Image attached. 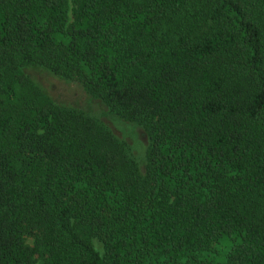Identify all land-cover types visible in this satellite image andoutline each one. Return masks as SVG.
<instances>
[{
    "label": "trees",
    "instance_id": "obj_1",
    "mask_svg": "<svg viewBox=\"0 0 264 264\" xmlns=\"http://www.w3.org/2000/svg\"><path fill=\"white\" fill-rule=\"evenodd\" d=\"M71 1L0 0V264H264V0Z\"/></svg>",
    "mask_w": 264,
    "mask_h": 264
},
{
    "label": "rangeland",
    "instance_id": "obj_2",
    "mask_svg": "<svg viewBox=\"0 0 264 264\" xmlns=\"http://www.w3.org/2000/svg\"><path fill=\"white\" fill-rule=\"evenodd\" d=\"M72 7V1L69 0L70 22H72ZM27 73L54 104L81 111L111 129L115 136L124 140L131 147L139 165L142 169L144 168L148 140L147 135L140 126L116 117L102 101L90 97L77 84L70 83L40 68L27 69ZM27 242L30 246L33 245L30 239ZM36 258L37 263L42 264V260L38 256Z\"/></svg>",
    "mask_w": 264,
    "mask_h": 264
}]
</instances>
